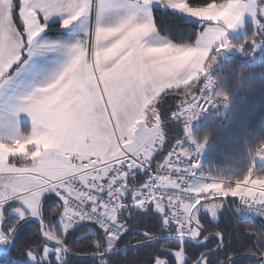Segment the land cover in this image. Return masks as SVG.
I'll use <instances>...</instances> for the list:
<instances>
[{
  "label": "snow or ice",
  "instance_id": "6c2138e0",
  "mask_svg": "<svg viewBox=\"0 0 264 264\" xmlns=\"http://www.w3.org/2000/svg\"><path fill=\"white\" fill-rule=\"evenodd\" d=\"M154 5L198 18L203 27L194 43L161 35ZM245 15L253 36L237 47L255 49L264 43V0H0V245L14 242L21 222L35 220L39 240L24 250L30 264H73L70 236L89 241L90 250L76 255L112 264L130 232L136 250H152L148 264H186L183 241L200 237L201 207L216 218L224 198L235 197L264 218V171L254 168L257 158L264 161V144L244 175L209 177L200 186L189 182L199 165L189 163L194 153L180 138L152 167L164 137L156 97L183 86L186 99L171 117L183 119V136L195 143L188 125L203 105L227 101L212 91L207 70L233 47L226 33ZM54 16L61 28L79 25L80 38L42 39ZM48 53L65 59L42 86L25 83L33 57ZM20 114L30 118V131L21 130ZM203 147L196 144V152ZM141 171L147 178L137 183ZM49 195L58 198L56 223L46 222ZM156 229L174 233L176 247H159ZM216 236L223 243V234ZM193 264L209 260L202 254Z\"/></svg>",
  "mask_w": 264,
  "mask_h": 264
},
{
  "label": "trees",
  "instance_id": "16d2710c",
  "mask_svg": "<svg viewBox=\"0 0 264 264\" xmlns=\"http://www.w3.org/2000/svg\"><path fill=\"white\" fill-rule=\"evenodd\" d=\"M209 2V0H190L194 6ZM154 22L161 35L174 39V42L194 43L196 36L202 30L199 21L172 12V10L153 9ZM254 27L247 25V33L244 36L234 38L233 43L241 45L253 36ZM243 52L233 54L228 58H218L217 64L209 69L208 77L215 81L213 92L227 94V107L222 110L214 109L210 104L205 112L195 119L197 125L191 130V136L195 143L184 138L183 119L177 121L171 117L181 102L186 99L183 89L164 93L159 99L158 109L161 118V127L164 132L163 145L157 146L154 153L152 167L155 169L158 163L167 159V153L175 147L177 138L184 140V147L193 152V157L200 159L198 171L200 178L193 186H200L207 182L209 177L238 178L244 175L253 165V157L258 146L264 144V47L261 49V58L251 63L249 58L254 49L245 44ZM251 52V54H249ZM203 80V79H202ZM202 84H197L196 88ZM196 91V89H193ZM208 139L204 142V137ZM204 143L205 154L196 152V144ZM179 151V149H177ZM257 172L264 171V161L258 158L254 161ZM147 177L143 173L138 174L137 183ZM46 222L58 221L55 210V198L52 195L46 197ZM224 207L218 212L216 220L208 213L199 215L204 228L198 238L204 244H196L183 241L187 252L186 264H193L196 257L204 254L209 264H228L230 258L239 256L231 261V264H263L258 259L264 257V218L257 215H248L244 212V206L239 204L238 198H224ZM239 209V210H238ZM11 219V217H10ZM39 223L28 221L22 224L15 235L14 242L8 253L0 258V264H30L24 255V250L29 245H34L39 240ZM95 229H86V232ZM76 231V230H74ZM158 235L163 236L159 243L162 248H175V239L166 237L174 233H162L156 229ZM223 234L221 243L216 233ZM135 232L126 233L123 237L125 243L119 245V251L112 257V264H148L151 249L136 250L138 238ZM79 236V233H77ZM69 247L74 256H88L89 258H76L72 256L73 264H92L90 255H76L75 253H87L89 241L78 240L70 236ZM130 241L129 249L125 244ZM132 247V248H131Z\"/></svg>",
  "mask_w": 264,
  "mask_h": 264
},
{
  "label": "rangeland",
  "instance_id": "374dc122",
  "mask_svg": "<svg viewBox=\"0 0 264 264\" xmlns=\"http://www.w3.org/2000/svg\"><path fill=\"white\" fill-rule=\"evenodd\" d=\"M192 6H194V5H192ZM181 15H183V16L186 17V14H181ZM57 17L58 16L52 17L48 21V25L50 23H54L53 21H55V19ZM188 19H191V20H194V21H199L198 18H194V17L193 18H188ZM61 23H62V20H61ZM248 23H251L253 25V20H252V18L250 16L245 15L244 18H243V21H242V25L241 26H238L235 29H232V30H228L227 31L225 38L232 43L233 47L228 48V49H225V50H222L220 53L217 54V58H216L215 62H213L211 64V66L207 70V75L209 73V69L217 64V59L218 58H228V57H230L233 54H239V53H242L243 52L244 49L243 50H240L237 47V45L235 43H233V39L246 35ZM55 25L56 24L50 25L49 26V30L50 29H53L52 31L55 32L56 31V30H54L55 29L54 28ZM201 26L203 27L202 24H201ZM57 27H58V25H57ZM68 30H70V32L73 33L70 37L67 34L68 33L67 32ZM46 31H47V29H46ZM41 35H42V39H45L43 37L44 33H42ZM80 36H81V29H80L79 25L74 24V25L70 26L69 28L64 29V37H59L56 40L47 38L46 40L61 41V42H64V43H74L77 39L80 38ZM263 47H264V43H260V44H258L255 47L253 53L251 54V56L249 58V61L251 63H254V62L258 61L261 58V49ZM64 59H65V56L63 54H61V53H48V54H45V55H42V56H35L30 61L29 70L22 76L21 79L25 83H30V84H33L35 86H42L43 82L46 81L48 78L51 77V75L54 72V70H56L60 66V64L64 61ZM202 79H203V74L201 76V80ZM181 89H183V86H181V88L176 89V90H173V89H164L156 97V100H155V103H154V107L156 108V111L158 112V114H159L158 103H159V99L161 98V96L164 93H166V92H169V91H177V90H181ZM183 94H185V93L183 92L182 95ZM208 107H209V104H208ZM212 107L214 109H217V110H222V109H224V108L227 107V101L225 103L217 104L215 107L214 106H212ZM194 123H195V120H193L191 122V126H190L191 127V130L193 129V127L195 125H197V121H196V124H194ZM19 126H20V128H21L22 131H25V132L30 131V128H31V120H30V118L26 114H20V116H19ZM163 142H164V137H163L162 143L161 144H158V145L159 146L163 145ZM205 151H206V148H204V149L201 150V152L204 153V154H205ZM223 207H224V204H222V207H220L219 209L216 210L217 217H218V212L221 211L223 209ZM244 212H245V210H244ZM201 213H208L212 219H214V220L217 219V217L216 218H213L212 217V215L210 214V212L207 210L206 207H201V209L199 210L198 215H200ZM5 247H6V245H0V253L5 249Z\"/></svg>",
  "mask_w": 264,
  "mask_h": 264
},
{
  "label": "water",
  "instance_id": "95a60500",
  "mask_svg": "<svg viewBox=\"0 0 264 264\" xmlns=\"http://www.w3.org/2000/svg\"><path fill=\"white\" fill-rule=\"evenodd\" d=\"M28 221H32V220H27V221H23V222H21V223L18 225V229H19V227H20L22 224H24V223H26V222H28ZM34 221H35V220H34ZM166 238L176 239L175 236H170V237H166ZM184 241H189V242H193V243H196V244H204L205 241H206V238H205L204 240H202V241H199L198 238H196V239L185 238ZM11 245H12V242H9V243L6 245L5 249L0 253V258H1L4 254L8 253L9 249L11 248ZM129 248H130V247H126V248H122V249H120V250H125V249H129ZM131 248H132V247H131ZM203 255H204V254H203ZM72 256H73V257H76V258H89L88 256H74V255H72ZM235 258H239V256L234 257V258H230V259L228 260V264H231V261H232L233 259H235ZM258 260H259L261 263L264 264V257H260Z\"/></svg>",
  "mask_w": 264,
  "mask_h": 264
},
{
  "label": "crops",
  "instance_id": "0c3cea01",
  "mask_svg": "<svg viewBox=\"0 0 264 264\" xmlns=\"http://www.w3.org/2000/svg\"><path fill=\"white\" fill-rule=\"evenodd\" d=\"M154 8H160L158 5H154L153 6V9ZM152 9V10H153ZM61 17H57L56 19H55V21H53L54 23H50L48 26H47V31H45L44 32V35H43V37L45 38V39H47V38H50V39H54V40H56L57 38H59V37H64V29L63 28H61L60 27V25H61ZM59 21V22H58ZM155 23V22H154ZM52 24H56L55 26H54V30H56L55 32H53L52 30L53 29H50L49 30V26L50 25H52ZM57 25H58V27H57ZM68 33V35H69V37L73 34L72 32H70V30H68L67 31ZM158 146V145H157Z\"/></svg>",
  "mask_w": 264,
  "mask_h": 264
},
{
  "label": "built area",
  "instance_id": "2783aa9c",
  "mask_svg": "<svg viewBox=\"0 0 264 264\" xmlns=\"http://www.w3.org/2000/svg\"><path fill=\"white\" fill-rule=\"evenodd\" d=\"M203 108L207 110V108H208V104H207V105H203ZM206 110H205V111H206ZM205 111H203V112H205ZM172 159L175 160L176 158L173 157ZM192 162H195V163H197L198 165H200V159L197 158V157H192V160L189 161V163H192ZM198 168H199V167H198ZM198 168L195 169V173H196V174H195V177L189 178V182H190L192 185H194V183L200 178V172L198 171ZM141 173H143V171L139 172L138 174H141ZM137 176H138V175H137ZM185 198L187 199L188 197L186 196ZM244 209H245L246 214H248V215H257L254 211L248 210V209H246L245 207H244ZM257 216H259V215H257Z\"/></svg>",
  "mask_w": 264,
  "mask_h": 264
},
{
  "label": "clouds",
  "instance_id": "9594fccd",
  "mask_svg": "<svg viewBox=\"0 0 264 264\" xmlns=\"http://www.w3.org/2000/svg\"><path fill=\"white\" fill-rule=\"evenodd\" d=\"M224 95L227 97V100H228V96H227V94L224 93ZM207 139H208V137L205 136V137H204V142L207 141Z\"/></svg>",
  "mask_w": 264,
  "mask_h": 264
}]
</instances>
